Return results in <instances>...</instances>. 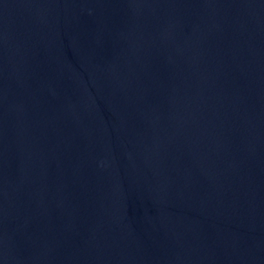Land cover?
<instances>
[{
  "label": "water",
  "instance_id": "1",
  "mask_svg": "<svg viewBox=\"0 0 264 264\" xmlns=\"http://www.w3.org/2000/svg\"><path fill=\"white\" fill-rule=\"evenodd\" d=\"M0 264H264V0H0Z\"/></svg>",
  "mask_w": 264,
  "mask_h": 264
}]
</instances>
